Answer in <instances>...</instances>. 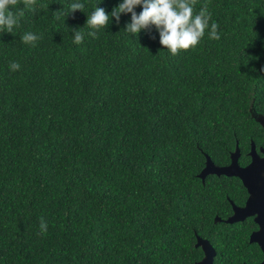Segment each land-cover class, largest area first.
<instances>
[{"label": "trees", "instance_id": "16d2710c", "mask_svg": "<svg viewBox=\"0 0 264 264\" xmlns=\"http://www.w3.org/2000/svg\"><path fill=\"white\" fill-rule=\"evenodd\" d=\"M73 2L37 0L0 33V264H194L196 235L214 264L260 258L251 216L214 220L244 203L241 180L197 173L205 154L226 164L237 144L245 164L251 141L264 147L251 115L264 113V0H196L220 38L206 29L177 55L154 26L126 32L130 13L87 35L95 6L122 0L65 16ZM26 32L42 38L24 44Z\"/></svg>", "mask_w": 264, "mask_h": 264}, {"label": "clouds", "instance_id": "9594fccd", "mask_svg": "<svg viewBox=\"0 0 264 264\" xmlns=\"http://www.w3.org/2000/svg\"><path fill=\"white\" fill-rule=\"evenodd\" d=\"M37 0H0V33H11L19 25V18L23 17L24 10L36 12ZM23 7L18 11H13L18 5ZM196 0H122L112 11L106 12L102 7L94 8V11L87 16L85 24L91 29L87 35L97 38V32L101 28H106L111 22L110 18H115V23H120L121 14H131L130 22L124 26L126 32L137 36L141 30L149 31L153 26L159 33V43L168 49L172 55L179 54L180 50H187L198 45L204 37L206 29L210 39L218 40V24L211 23V12L205 3L198 13L194 12ZM136 6H141L142 10L137 14ZM41 7H48L42 5ZM85 5L79 0L69 5V11L65 14L74 13L79 10L84 12ZM59 19V15L56 16ZM73 43L81 44L85 37V32L75 30ZM42 37L31 32H26L21 36L24 44L35 46ZM21 65L17 61L9 63L11 71L19 70ZM264 72V67L260 69ZM47 231L46 222L41 219L40 234Z\"/></svg>", "mask_w": 264, "mask_h": 264}, {"label": "water", "instance_id": "95a60500", "mask_svg": "<svg viewBox=\"0 0 264 264\" xmlns=\"http://www.w3.org/2000/svg\"><path fill=\"white\" fill-rule=\"evenodd\" d=\"M251 115L264 127V113L252 111ZM260 152L262 154L256 151L254 142L251 141L248 150L250 160L247 164L240 165L237 161L239 148L235 144L234 149L230 152L228 163L216 164L209 155L205 154L204 165L197 173L201 180L209 173L234 175L241 180L248 194L243 205H236L230 200L232 212L223 219L215 216L214 220L233 222L253 215L257 228L250 232L249 241H255L263 253L262 260L255 264H264V148L260 147ZM194 244L200 246L203 251L201 258L196 260L194 264H214L215 250L208 239L196 235Z\"/></svg>", "mask_w": 264, "mask_h": 264}, {"label": "flooded vegetation", "instance_id": "af4514ba", "mask_svg": "<svg viewBox=\"0 0 264 264\" xmlns=\"http://www.w3.org/2000/svg\"><path fill=\"white\" fill-rule=\"evenodd\" d=\"M255 145V144H254ZM260 147L261 146H259L258 148H256V146H255V149H256V151L259 153V154H262L261 152H260ZM262 148H264V147H262ZM250 160V159H249ZM237 161H238V158H237ZM249 162V161H248ZM247 162V163H248ZM239 163V162H238ZM247 163H245V164H247ZM240 164V163H239ZM245 164H240V165H245ZM247 191V190H246ZM248 195V194H247ZM247 197V196H246ZM246 199V198H245ZM243 205V204H242ZM232 207V206H231ZM249 216H251L252 217V220H253V215H249ZM253 222H254V220H253ZM255 223V222H254ZM256 224V223H255ZM257 228V224H256V227L255 228H253L252 230H254V229H256ZM251 230V231H252ZM250 231V232H251ZM250 232H249V234H250ZM248 241H249V235H248ZM250 242H255V241H250ZM256 243V242H255ZM257 244V243H256ZM258 245V244H257ZM258 247H259V245H258ZM259 249H260V247H259ZM260 251H261V256H260V258H258V259H256L254 262H248V261H242V262H240L239 264H255V263H258V262H260L261 260H262V258H263V253H262V250L260 249ZM215 254V253H214Z\"/></svg>", "mask_w": 264, "mask_h": 264}]
</instances>
